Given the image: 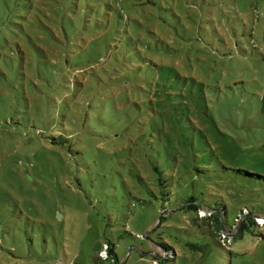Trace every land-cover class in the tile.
<instances>
[{
    "label": "rangeland",
    "instance_id": "374dc122",
    "mask_svg": "<svg viewBox=\"0 0 264 264\" xmlns=\"http://www.w3.org/2000/svg\"><path fill=\"white\" fill-rule=\"evenodd\" d=\"M247 173L264 0H0V264H264Z\"/></svg>",
    "mask_w": 264,
    "mask_h": 264
},
{
    "label": "trees",
    "instance_id": "16d2710c",
    "mask_svg": "<svg viewBox=\"0 0 264 264\" xmlns=\"http://www.w3.org/2000/svg\"><path fill=\"white\" fill-rule=\"evenodd\" d=\"M153 167H154L153 169H154L155 173L157 174L156 182H157V185L159 187V193H158L159 194V198L162 201H169L172 198V195H173L171 193V190H169L170 182H169L167 176L164 175L163 171L159 167H157V166H153ZM247 174L249 176H251V177H258L260 180L264 179V177L262 175H259V174H255V173H247ZM156 198H158V197L156 196ZM179 199L181 201V204H184V205L180 206V210H184V211L185 210H194V211H196L198 213L199 210L202 209L197 204V199L194 196L186 195L184 198H182V199L179 198ZM203 210L212 211V216H213L215 222H217L219 227H220V224H221V226H223L222 219H223L224 215L226 214V208L225 207L221 206L220 210H219V213L217 212V209L215 210L213 208L203 209ZM241 212L239 214L240 216L245 215L246 214L245 212H248L247 213L248 216L245 217L246 219L242 221L241 226H239V228H238V233L237 234H241V233L243 234V231L248 229V225H247L246 221H248V224H253L254 223L253 216H255V215H252L249 210H242ZM219 216H221V220H220ZM164 218H165L164 216L161 217V219H164ZM236 220H238V218H236ZM236 227H237V225H236ZM218 231H220V232L223 231L222 234L219 235V237H221L225 233V231L222 229V227L220 229H218ZM105 246H106L107 252L111 256V258L116 263L119 264V260H118V257L116 255L114 246H112L111 244H107V243L105 244ZM161 247H162L165 255L169 256V254L171 253L170 252L171 250L168 248V246H161ZM173 254H175V253H173ZM98 260H99L98 264H101V263L105 264V262H101L100 256H98ZM109 262H110V259H109ZM75 264H79V263H75Z\"/></svg>",
    "mask_w": 264,
    "mask_h": 264
},
{
    "label": "water",
    "instance_id": "95a60500",
    "mask_svg": "<svg viewBox=\"0 0 264 264\" xmlns=\"http://www.w3.org/2000/svg\"><path fill=\"white\" fill-rule=\"evenodd\" d=\"M231 234H233V233H231Z\"/></svg>",
    "mask_w": 264,
    "mask_h": 264
}]
</instances>
